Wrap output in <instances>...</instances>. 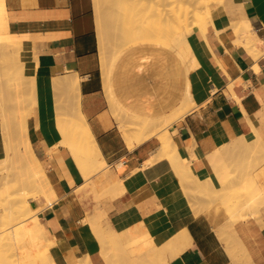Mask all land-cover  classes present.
<instances>
[{"label":"crops","instance_id":"obj_1","mask_svg":"<svg viewBox=\"0 0 264 264\" xmlns=\"http://www.w3.org/2000/svg\"><path fill=\"white\" fill-rule=\"evenodd\" d=\"M3 1L9 35L21 42L25 73L37 77L39 102L27 136L58 197L30 202L55 240L50 252L57 264H77L87 255L92 264L107 263L91 225L97 220L132 256L185 229L187 246L167 264H264V204L234 224L212 205L221 198L226 206L229 185L254 177L230 172L227 183V174L216 176L211 161L218 151L213 158L231 168L228 158L236 148L258 162L263 158L256 146L242 143L254 135L264 145V0H226L212 11L205 36L184 26L170 47L141 44L120 57L100 47L94 0ZM236 21L248 22L262 40L258 56L236 43ZM186 72L195 106L168 130L181 157L191 159L193 174L208 181L200 187L193 179L190 190L168 157H156L157 136L131 149L119 126V101L126 96L129 107L156 121L172 114L183 99ZM65 76L79 78L81 111L105 161L90 178L86 173L98 162H79L59 143L55 116L65 96L54 79ZM108 77L114 97L106 88ZM5 157L0 118V159ZM260 168L256 177L264 188V163ZM195 206L210 211L197 213Z\"/></svg>","mask_w":264,"mask_h":264},{"label":"bare ground","instance_id":"obj_2","mask_svg":"<svg viewBox=\"0 0 264 264\" xmlns=\"http://www.w3.org/2000/svg\"><path fill=\"white\" fill-rule=\"evenodd\" d=\"M140 1H144L143 6L145 5V8L141 6L142 4L140 3ZM129 2H131L132 5L134 4L133 6L135 8H137L139 4H141L140 6L142 8L140 6L138 8L145 10V16L143 15L144 18H140V16L138 17V15L143 14L140 11L139 12L141 14L139 12H136L134 14L130 12L133 14V17L132 15H129L130 13L125 10L126 4H128ZM211 2L212 0H96L97 9L100 8L101 5L103 7L102 11L100 12L101 14L99 13V17L97 18V26H99L98 29H100V47L102 50H104L107 42L111 40L115 41L119 44L118 51L115 52L116 57H120L123 53L130 49L129 47H134L141 44H152L170 47L171 39L174 35L180 32L184 26L192 27L205 36L207 27L214 22L211 10ZM98 5L100 6L98 7ZM130 9L132 10V8ZM124 11H126V13L131 16L132 20L135 19V21L132 22L130 20V17L126 15ZM125 16L128 17L127 20L130 21L129 23H125L126 21H122ZM136 16L138 18H134ZM6 17L7 13L4 9V1L0 0V28L1 30H4V32L8 36L5 45L8 53L14 58L19 59L21 57V42L16 39H13L9 35L8 27L6 25ZM231 26L237 36L235 37L236 43L244 45L254 56H258L261 52L263 42L257 36L255 31L252 30L250 24L244 21H236L232 23ZM102 27H106V31H103ZM4 69L5 67H0V88L3 83L2 75L5 74ZM184 83L185 88L182 101H180L179 105L176 107V109H174V112L172 114H169L168 116L164 117V119L159 121L152 119L151 117H149L148 114L144 115L143 113L134 110L133 107H129L126 96L124 100L122 99V101L124 102V106L126 107L127 118L125 120L120 119V129L123 133L122 135L125 137L129 148L131 149L135 148V146L141 144L145 140H148V138L150 139L151 137L157 136L161 142V147L156 157H168V159L171 160L173 167L177 171V174L179 173V175L181 176V181L183 180L182 184L183 182H185L184 186L188 187L190 186L189 184L191 183L192 179H194L195 181L200 179L193 174L190 161L191 159L189 160L182 158L179 154L177 145L173 141L171 134L168 130V127H170L173 122L185 117L195 106V101L193 100L190 89L189 72H186V74L184 75ZM54 84L57 90H63L65 96L64 100L59 101L60 110L56 112L55 118L58 132L61 135V140L59 143L63 145L74 157V159L79 162H81L82 160L85 161L87 159H94L98 162V165L94 167V169L104 165V158L101 155L100 149L96 143L92 130L84 114L81 111L79 78L77 77L76 79H74L71 76L56 77L54 79ZM54 84L52 86H54ZM71 87L74 89V98L76 99V115L73 117H70L68 115L70 100V95L68 94V92ZM113 87V82L111 83L108 77V79L106 80V88L109 90V93L114 97ZM71 98H73L72 95ZM254 137L256 136L250 135L245 137V139L242 138V140L244 139L242 144L249 147V149L256 145H259L264 151L263 143L259 139H257L256 142ZM220 150H222L221 152H223V150L224 152H228L229 148H224ZM217 152L214 154L215 156ZM214 155H212L211 161L213 162V167L217 168L218 160L213 158ZM254 155H256V153ZM220 157L221 156H219L218 158ZM255 157L253 158L255 159ZM260 164L261 163H259V165ZM86 176L90 178V171L86 173ZM241 177L243 178L244 175H241ZM118 182H116V184ZM118 185H120L121 187L120 183H118ZM49 187L52 188L51 183ZM112 189L113 188H111V190ZM114 190H112V193H115L117 191ZM40 196H42V194L37 195V198H39ZM50 197H56L55 191H53ZM253 198V201H257V204L259 203V209L264 204V190L262 189L261 194H259L258 197L256 195H253L251 199ZM25 211L31 214V216L29 217L30 221L28 224L31 227L32 233L34 235L40 236V238H48L49 241H53V239H50L48 237V233L37 215L38 210L33 209L31 202L25 205ZM8 217L9 216L7 214L3 212L0 213V227L2 225L3 229L5 227H3V225L7 224L6 221L8 220ZM2 222L3 224H1ZM93 223L91 224L92 227L95 226L98 236L100 237L102 243L104 242L102 245L104 246L105 250H109L107 253L105 251V253L103 252L104 257L107 260L109 258L110 249L115 248V246L119 244L118 237L112 231V229L110 230L112 231V234H108L106 233V230L104 228L103 229L105 231L101 228L103 226H100L99 222ZM110 231L108 230V232ZM51 257L52 260L50 261H52L53 263L50 261L47 262H49L50 264H57L52 254ZM148 257L150 256H147V259H145L149 261H147L148 263L145 262V264H158L156 261L153 260V258L148 259ZM130 258L132 259L130 260ZM134 259L138 260L137 257H129L130 261L134 262V264H137V261ZM139 261L141 263L142 260ZM144 261L145 260L143 259L142 264H144ZM107 263H109V261H107Z\"/></svg>","mask_w":264,"mask_h":264},{"label":"rangeland","instance_id":"obj_3","mask_svg":"<svg viewBox=\"0 0 264 264\" xmlns=\"http://www.w3.org/2000/svg\"><path fill=\"white\" fill-rule=\"evenodd\" d=\"M95 1L96 0H94V3ZM225 1L226 0H212V11H216L217 7L223 5ZM140 3L142 5L139 4V6H143L144 1H140ZM133 5L129 2L126 4L125 10L133 14L140 11L143 14L139 12L142 16L138 15V17L144 18L145 10L141 9V6V8H138L139 6L135 8ZM99 6L100 5H98V7ZM130 8H132V10ZM143 8H145V5ZM102 9L103 7L101 5L100 8H98L99 13ZM95 10L98 17L99 13L96 3ZM126 11L124 12L128 15ZM132 13L129 15L133 17ZM125 17L122 21L129 23L130 21L127 20L128 17ZM129 17L132 22L135 21V19H131V16ZM138 17L136 16L134 18ZM102 29L106 31V27H102ZM7 39V34L0 28V67H5V74L2 75L3 83L0 88V118L3 132L6 137L7 148V157L0 159V213L3 212L9 216L6 221L7 224L3 225V227L5 226L4 229L2 225L0 227V264H48L49 262L47 261L52 260L50 249L55 244V241H49L48 238L44 239L43 237L40 238V236L34 235L28 224L31 214L25 211V205L29 204L31 199H36L37 195H46L49 201L55 199L50 197L54 189L49 187L50 180L27 136L28 120L33 114L34 106L39 102L37 77L26 75L22 58H14L8 53L5 45ZM118 48L119 44L113 40L107 42L105 47L106 50L112 51L113 55L118 51ZM72 78L76 79L77 76ZM68 94L70 95L68 115L73 117L76 115V99L74 98V89L72 87L69 89ZM71 95L73 98H71ZM119 103L120 126V119L125 120L127 117L124 102L120 100ZM59 110L58 103L57 111ZM256 147L258 151L262 153V156H264L262 147L259 145H256ZM235 153L236 154L230 155L228 158L232 161L231 168L225 165L223 161H220V163L217 161V168H215L216 176L224 178L227 174V183L230 181V172H232V176H234V174H245L246 177L254 178L247 179L246 182H241L240 185H237V182H235L236 184H230V191L225 195L226 206L223 205L224 200L221 198L217 200V205L212 203L217 211H222L223 214L227 215V222H231L232 224L243 219L246 215L255 214L257 212L260 205H258L259 203L257 204V201H253L254 198H251L253 195L258 197L262 189L264 190L256 177V173L262 170L260 166L264 163V159L261 158L263 162H258L259 159H253L249 154H240L238 148L235 149ZM259 163L261 164L259 165ZM97 165L90 168L89 171L91 175L99 171L105 164L94 169ZM220 181L222 182L223 179ZM197 184L200 187H207L208 181L200 179L197 180ZM189 185L188 187L190 190L192 189V181ZM242 198L245 201L238 206L237 204L241 202ZM195 210L197 213H201L210 211V208H196L195 206ZM99 219L102 223V217ZM95 222H99V220ZM1 224H3V222ZM99 225L102 226L101 224ZM101 228L103 229L104 227ZM105 230L106 233L112 234V231L109 230L110 232H108L107 229ZM186 246L187 234L186 230L183 229L179 234L172 237L162 246L154 247L145 254L134 256L138 259L134 260L137 261V264H142L144 259L145 261L143 263L145 264V262L149 261L146 260V257L150 256L148 259L153 258L158 264H167L170 258L180 255ZM103 249V252L105 251L107 253L109 251L105 250L104 246ZM130 256L133 257L122 245L118 244L115 248L110 249L109 260L107 259V261H109L110 264H134V262L130 261L132 258L129 260ZM88 258L89 256L81 258L78 264H92L90 258ZM139 260H142L141 263Z\"/></svg>","mask_w":264,"mask_h":264}]
</instances>
